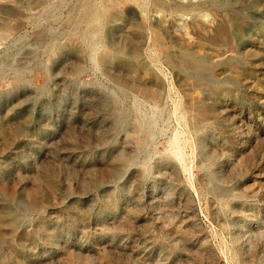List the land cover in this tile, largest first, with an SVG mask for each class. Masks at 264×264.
<instances>
[{
  "label": "rangeland",
  "instance_id": "rangeland-1",
  "mask_svg": "<svg viewBox=\"0 0 264 264\" xmlns=\"http://www.w3.org/2000/svg\"><path fill=\"white\" fill-rule=\"evenodd\" d=\"M0 264H264V0H0Z\"/></svg>",
  "mask_w": 264,
  "mask_h": 264
},
{
  "label": "bare ground",
  "instance_id": "bare-ground-1",
  "mask_svg": "<svg viewBox=\"0 0 264 264\" xmlns=\"http://www.w3.org/2000/svg\"><path fill=\"white\" fill-rule=\"evenodd\" d=\"M226 53V52H224ZM219 55V54H218ZM225 55L222 52L221 57L219 56V58L216 60V64H225L228 65V60H225ZM191 70L203 74V75H208L210 72V67L206 64H204L203 62H201L200 60H194L193 63H191V65L188 66ZM223 90V86L222 85H216L213 87V92L217 93L219 91ZM198 124L203 123L202 120H197Z\"/></svg>",
  "mask_w": 264,
  "mask_h": 264
}]
</instances>
